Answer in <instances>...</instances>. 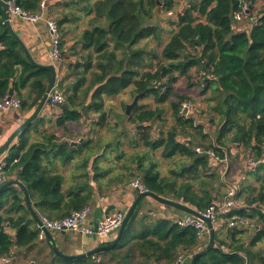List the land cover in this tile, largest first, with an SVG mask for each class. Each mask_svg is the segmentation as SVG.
I'll return each instance as SVG.
<instances>
[{"label": "trees", "instance_id": "1", "mask_svg": "<svg viewBox=\"0 0 264 264\" xmlns=\"http://www.w3.org/2000/svg\"><path fill=\"white\" fill-rule=\"evenodd\" d=\"M3 1H14L20 8L36 12L40 0ZM175 3L176 0H94L88 4L86 11L93 12L92 29L83 32V44L85 49L99 54L100 61L98 73L90 80L87 92L93 90V103L100 109L103 96L114 97L128 88H132V97L147 91L143 98H154L155 108L138 105L130 115L121 116V125L126 119L125 125L132 126L133 133L128 132L132 140L130 144L139 141L137 146L143 148L131 156L121 153V158L133 165L126 168L128 185L138 178L145 188L160 197L205 211L217 199L213 194L214 184L221 178L219 173L211 170L214 166L208 157L197 155L194 147L210 149L223 156L227 145L231 144L242 153L249 152L255 159L264 158V9L248 31L235 32L230 15L239 9L240 0H189L184 12L178 14L176 28L160 55L145 58V52L135 49V45L152 36L159 39L157 24L150 21L154 11L158 5L164 11L171 10ZM109 41L113 42L112 48H109ZM197 46L201 47L199 54L195 53ZM0 47V100L12 91V95L21 100V110H34L47 88L49 72L25 59L18 51L16 40L4 30L0 31ZM192 68L212 71L215 77L199 81L197 75L193 77L190 73ZM71 69V76L74 74L77 78L76 83L66 94L61 108L66 120L77 123L81 115L70 110L69 106H75L76 102L81 104L77 94L84 78L83 74L77 75V65ZM180 77L187 80L188 87L203 86L200 90L202 97L209 93L214 95L207 105L215 102L209 105L216 117L213 119L220 121L215 134L203 130L204 126L197 121L198 111L190 117L181 113V105L188 100L187 97L168 101L170 91ZM26 88L28 93L24 95L22 91ZM167 101L172 121L170 126L164 125L165 110L160 108ZM121 107L123 110L125 104ZM103 117L101 115V119ZM213 119L206 122L210 128H213ZM30 128L19 135L18 144L9 150L4 159L5 171L10 166L17 170L20 184L29 194H34L39 211L49 218H52L50 210H64L61 219L87 206L90 192L64 195L60 193V179L49 176L41 168L44 146L32 145L25 150ZM153 129L158 130L157 139L152 135ZM128 135L124 136L127 138ZM44 138L50 142L54 136ZM207 139H210L208 146L200 144ZM159 149L160 157L165 160L183 157L191 162L164 176L151 156ZM249 176L258 187L245 185L238 195L244 207L223 215V219L234 216L248 219L260 224L259 229L247 238L244 235L249 231L240 226L223 230L224 237L220 234L222 230L216 232L214 245L195 264H264V249L258 247L264 245V216L259 210L264 205V166ZM200 178L199 186H195L193 181ZM65 198L68 202H64ZM5 206L8 207L4 209ZM28 216L12 185L0 191V260L8 257L13 248L27 247L36 241L37 231L28 228ZM136 218L137 211L130 218L119 245L129 241ZM144 218H139L138 224L142 225ZM10 229L15 231L14 238L8 233ZM222 246L229 252H223ZM197 247L194 229L181 228L169 220L160 219L136 234V240L125 249L121 248V264H131L134 258L139 259L138 264H160L164 260L167 264H175L179 250L193 256ZM90 259L76 261L93 264Z\"/></svg>", "mask_w": 264, "mask_h": 264}, {"label": "crops", "instance_id": "2", "mask_svg": "<svg viewBox=\"0 0 264 264\" xmlns=\"http://www.w3.org/2000/svg\"><path fill=\"white\" fill-rule=\"evenodd\" d=\"M93 1L94 0H72L71 3H61L58 2V0H48L47 17L53 18L57 21L61 35V48L59 51L62 68L56 77V81H58L57 87L66 99V94L70 93L73 89L77 79L74 77V74L71 76V67L77 65V75L83 74L84 78V83L80 88V92L77 94L79 97L77 100L82 102L81 104L76 102V105L69 106V109L77 111L81 115V118L77 123H71L64 118L61 106L52 110L48 109L47 106H44L36 118L38 121L35 122L36 120H34L30 125L31 128L26 134L27 143L25 147V150L32 145H42L45 147V154H41L40 157V166L49 176L58 177L60 179V193L64 195L76 192H81L82 194H87L88 192L91 193V197L87 204L91 210L89 217L91 224L102 219L107 210H110L109 214L116 212H123L125 214L133 204L137 197V193L128 187L129 177L126 172V168H132L133 165L128 163L129 161L127 162L126 158H121V153L131 156L135 155L136 152L140 153L143 150L141 146H137L139 145V141H136L133 145L130 144L132 140L130 141V135H128L126 130L129 126L128 124L125 125L126 119L123 123L124 125H121V116H126L125 108L123 111L121 107V95L126 106L129 104V101H132V98L129 95L130 88L125 90L124 93L118 94L114 97L103 96V105L101 109L96 108V105L93 103V90L87 92L90 80L94 74L98 73L97 65L100 61V58L98 57L99 54L93 53L92 49L84 48V40L82 37L85 30L92 29L90 21L93 18V12H87L86 8L88 7V4ZM253 1L254 9L259 10L261 5L264 7V2L259 3V0ZM0 13V31L4 30L13 37L8 28L9 26L12 32L15 33L21 41L27 50L29 58H31L35 65L45 66L53 64V60L51 59L52 37L44 22L40 21L37 24H32L18 19L9 12L7 23L3 17L1 6ZM106 27L108 29V26H105V29ZM249 27L250 26L247 22H242L236 24L233 30L235 32L248 31ZM108 44L109 48H112L113 42L109 41ZM18 51L29 61L28 56L19 45ZM117 56L120 57V51L117 52ZM19 71L20 68L17 69V72ZM199 71L200 69L198 71L195 70L197 73ZM27 93L28 88L22 91V94L24 95ZM150 97L153 99L152 96ZM147 98L148 97H146L145 100ZM113 103L115 105H112ZM138 104L145 105L144 107L148 106L146 108H153L149 106V104H151L150 102L143 103V101L140 100V103ZM32 112L33 110L25 111L21 109L0 112V145L7 141L10 135L31 115ZM101 115H104L102 119ZM153 128L156 127L154 126ZM154 130L155 129H153L152 132ZM203 130H206L205 126ZM126 134L128 135L127 138L124 136ZM48 135L54 136V139L50 142L44 138ZM18 142L19 136L14 139L10 147L1 155L0 160L5 159L9 155V150L14 145H17ZM160 153L161 150L159 149L152 152L151 156L152 159L156 161L158 169L161 172L162 170L160 168L163 166L167 167L166 165L169 160L161 158ZM174 159V162H172L173 159L171 160V165L181 164L180 168L184 166L182 164H187L189 161L191 162L190 159L183 157H176ZM11 167L12 166L9 167L7 172L5 171L6 182L20 183L17 178V170L11 169ZM179 169L175 170V168H172L170 171H178ZM241 173L242 171H239L236 174V179L240 177ZM95 177H97V179H95ZM11 185L20 195L24 211H27L29 214L28 228L32 231H37V222L34 220L33 215L26 205L22 190L18 185ZM245 185L258 187L257 182L249 175L244 180L243 187ZM27 197L32 206L33 213L38 219L40 217L49 218L39 211L34 194H29L27 192ZM64 202H68V198H65ZM7 207L8 206H5L4 209ZM63 211L50 210L49 213L52 218L49 219H59ZM136 211L137 218L134 227L131 230L132 233L129 241L122 246L120 244L118 249L90 256L91 263L108 264L109 261H116L118 262L117 264H121V250L133 243L136 240V234L141 232L142 229L152 226L160 219L173 222L174 219L186 214L180 210L167 207L151 198L143 199L135 209V212ZM11 214L15 215L14 213ZM142 217L145 218L141 225L138 224V221L139 218ZM8 233L13 238L15 237L14 230L10 229L8 230ZM49 233L56 248L61 253L72 257L85 254L99 245H106L117 236L116 232L108 235L104 239H99L96 236H84L73 232ZM205 247L206 241L204 240L196 248L195 254L202 251ZM12 251L13 258H11L8 263L4 264L90 263L89 261L83 263L76 261L79 259L66 260L59 257L52 250L46 235L43 240L36 238V241L33 244L27 247L13 248ZM178 254L179 258L177 262L179 264H189L192 255H188L184 250H179ZM98 258L100 260L99 262H97ZM135 262L139 263V259L134 258L131 264H135ZM160 264L167 263L164 260Z\"/></svg>", "mask_w": 264, "mask_h": 264}, {"label": "built area", "instance_id": "3", "mask_svg": "<svg viewBox=\"0 0 264 264\" xmlns=\"http://www.w3.org/2000/svg\"><path fill=\"white\" fill-rule=\"evenodd\" d=\"M189 0H176L174 8L168 11L162 10L164 19H175L177 20L178 14L184 12L187 7ZM61 3L72 2V0H58ZM9 6V12L11 15L32 24H37L42 21L45 23L49 34L52 37V53L51 59L53 60V65L56 69V77L62 68V61L59 51V44L61 41V35L59 32V27L57 21L53 18L47 17L48 0H40L38 4V10L36 12H31L24 10L17 6L14 1L6 2ZM233 28L236 24L247 22L249 26L256 22L257 14L251 10V2L249 0H240L239 9L231 13L230 15ZM201 50L200 46H197L195 53L199 54ZM199 81L206 79H214L212 71L200 70L197 73ZM58 81H55L54 87L50 91L45 103V107L48 109H54L56 107L62 106L65 103V98L63 94L58 90ZM21 100L14 95H5L0 100V112H7L9 110H20ZM181 113L185 116H192L196 113V107L193 102L186 100L181 105ZM198 119V117H197ZM154 138H158V130L155 129L152 132ZM193 151L197 155L207 156L210 163L213 166H218L220 168L221 179H225L227 176H231L230 162L227 153L224 152L223 156L215 153L214 151L208 149L205 150L203 147L196 146ZM240 158L243 160L242 173L238 179H233L226 184L224 194L214 200L205 211H198L194 209L200 217L193 216L190 214H185L182 217L174 219L173 223L181 228H192L196 231V236L198 240V246L204 240H208L210 235V229L207 226L205 220H209L211 225L216 232L221 230H226L227 228H237L243 227L248 231L255 233L260 224L250 221L248 219H243L239 217H231L230 219H223V215L231 212L237 211L244 207L243 203L239 201L238 195L244 185V180L249 174L256 173L258 167L264 166V158L255 159L249 152L242 153ZM6 162L4 159L0 160V185L6 182L5 175ZM128 187L138 194L148 192L149 190L143 186L138 178L132 180ZM261 214L264 216V205L259 207ZM91 210L88 206H85L79 210H75L69 213L68 216L61 219H49L47 217H40L36 224L37 238L43 240L45 238L46 232L62 233V232H73L84 236H96L99 239H104L108 235L114 233L122 224L125 214L123 212H116L113 214H108L102 219L97 221L96 230H94L93 224L89 220ZM1 226V225H0ZM221 250L228 253V248L225 246L221 247ZM11 258H13V252L8 257L2 258L0 264L8 263ZM99 258L97 262H99Z\"/></svg>", "mask_w": 264, "mask_h": 264}, {"label": "rangeland", "instance_id": "4", "mask_svg": "<svg viewBox=\"0 0 264 264\" xmlns=\"http://www.w3.org/2000/svg\"><path fill=\"white\" fill-rule=\"evenodd\" d=\"M249 1L251 2V10L255 13L257 12L256 14L259 15V13L261 11H263L264 7L261 5V7H259V10L254 9L253 8L254 1L253 0H249ZM259 1H260L259 3L264 2V0H262V1L259 0ZM162 10L163 9L161 8V5H158L157 9H155V11H154L155 13L152 17V20H150L151 23L157 24V28H156L157 33L156 34H157V37L159 39L157 40L154 36H152L150 38L140 40L135 45V49H142L145 52L144 53L145 58H151L153 56H159L163 46L166 44V42L168 41L170 36L173 34V32L176 28L177 20H175V19L167 20V19L162 18L164 15V12H161ZM195 70L198 71L199 68H192L190 71V73L193 74V77H196V75H197V72H195ZM188 86H189V84H188L187 80L184 79L183 77H180L177 80V83L173 86L172 90L170 91L168 101H176L175 97H180V96H183L185 98L187 97L186 99L193 102L195 107H196V110L199 112V114H198L199 117H198L197 121L201 122V124L203 126H205L206 132H210L211 135L215 134L219 125H220V121L217 119H213L216 117H215L214 113L211 112V107L209 106V105H214L215 102L213 101V103H209V105H207L208 101H210L209 99H212L211 97H213L214 95L209 93V94H206L205 96L202 97L200 95V90L202 89L203 86H200L198 84L196 85V87H188ZM129 95L133 99L132 88H130ZM122 99L123 98L121 95V106H122V104H125L124 100H122ZM141 101H143V103L150 102L151 103V104H149L150 107H153V108L156 107V104L154 102V98L152 99L150 96H148V98L146 100H145V98L141 99ZM168 101L165 104L160 105V108L165 110V115H164V119L166 120L165 125L170 126V124H172V121H171V116H170L171 114H170ZM130 103L131 102L129 101V104ZM139 103H140V100H139ZM112 105H115V104L113 103ZM142 106H145V105H142ZM146 107H148V106H146ZM211 119L215 120L213 124L210 122L212 124L213 128H210L208 126V123H206L207 121L209 122ZM126 130H127V132H130V130H131V132L133 131L132 127L130 125L128 126V128H126ZM208 142H210V139H207L204 142H200V144H202L203 146H208ZM196 143H199V142L196 141ZM230 149L232 152H230ZM227 152H229V153H227ZM226 153L228 155V159L230 162V170H231V176H227L225 179H223L227 184L230 181V179L231 180L236 179V174L239 171H242L243 160L240 158V155L242 154V152L239 151L238 149H236L234 145L228 144L226 147ZM174 161H175V159L172 160V162H174ZM189 163H190V161L187 164H182V165H188ZM180 165L181 164L171 165V160H169L167 165H166L167 167L163 166V167H161V168L159 167V168L162 170L161 171L162 175L168 176L170 169H172V168H175V170L179 169ZM211 170L215 173H220V168L218 166L212 167ZM220 178H221V176H220ZM223 180L221 179V181L219 183L214 184L213 194L217 197V199L220 198L224 194V191H225L226 184ZM201 181H202V178H200L197 181H193V182L195 183V186H199ZM179 203H181V202H179ZM184 205H186V204H184ZM186 206L195 209L194 207H191L189 205H186ZM220 234H221V237L222 236L224 237L225 233L222 230L220 232ZM250 235H251V232L249 231L244 235V237L247 238ZM258 247L261 249H264V245H259ZM117 263L118 262H116V261L115 262H112V261L108 262V264H117ZM176 263H178V262H176ZM99 264H101V263H99ZM135 264H138V263L135 262Z\"/></svg>", "mask_w": 264, "mask_h": 264}, {"label": "water", "instance_id": "5", "mask_svg": "<svg viewBox=\"0 0 264 264\" xmlns=\"http://www.w3.org/2000/svg\"><path fill=\"white\" fill-rule=\"evenodd\" d=\"M0 6L2 7L3 17L8 23L9 6L3 0H0ZM7 26H8V24H7ZM8 28H9L10 32L12 33L13 37L15 38V40L17 41V43L20 46V48L24 51V53L29 58L27 50L25 49V47L23 46V44L21 43L19 38L16 36L15 33L12 32V30L10 29L9 26H8ZM106 29H107V27H106ZM29 62L32 63L36 67L43 68V69L47 70L49 72V75H50L49 82H48L47 88H46L41 100L39 101L38 105L35 107V109L31 113V115L10 135V137L7 139V141L4 144L0 145V157L10 147V145L12 144L14 139L17 138L22 132H24L26 130V128L30 127L31 123L34 120H36V118L38 117L39 113L41 112V110L45 106L48 94L50 93V91L54 87V84H55V81H56V69H55L53 64L45 65V66H41V65H37V64L35 65V63L31 60V58H29ZM12 94H13L12 91H10L9 95L11 96ZM146 94H147V91H144L142 93L136 94L133 97L131 103L127 104L125 106V115L126 116L130 115L132 110L138 106L139 100H141ZM11 184H15V185H18L20 187V189L22 190V192L24 194V199L26 201V205H27L29 211L33 215L34 220L36 222H38L39 219L33 213L32 206L29 203V200H28V197H27V192H26L25 188L20 183H18V182H9L8 181V182L3 183V184L0 185V191H2L3 189H5L6 187H8ZM145 198H151V199H153V200H155V201H157V202H159V203H161V204H163V205H165L167 207H171V208L180 210V211H182V212H184L186 214H190V215H193V216L200 217V215L193 208H190V207H188V206H186V205H184L182 203L176 202L174 200L160 197V196L154 194L153 192L148 191V192L140 193V194L137 195L135 201L130 206V208L127 210V212L125 213V216H124V219H123V222H122L121 226L116 230V233H117L116 238L114 240L110 241L109 243H107L106 245H99L95 249H93V250H91V251H89V252H87L85 254L72 257V256H68V255H65V254L61 253L56 248V246L54 245V241L51 238L49 232H46V234H45L46 238H47L48 242L50 243V246H51L52 250L54 251V253L56 255H58L59 257H61L63 259H66V260L80 259V258H85V257H90V256H93V255H97L99 253L112 251V250H114V248H116L119 245V243L121 241V237L123 235V232H124L128 222H129L130 218L132 217L133 213L135 212V209L137 208V206ZM109 212H110V210H107L105 212V216H107L109 214ZM205 222H206L207 226L210 229L209 238H208V240H206V247L202 251H200V252L196 253L195 255H193L190 258L189 264H195L196 261L201 256H203L205 253H207L212 248V246L214 245L215 231H214V229H213V227L211 225V222L209 220L206 219ZM96 225H97V221L95 223H93L94 230H96ZM62 233H64V232H62ZM175 264H179V263H175Z\"/></svg>", "mask_w": 264, "mask_h": 264}]
</instances>
